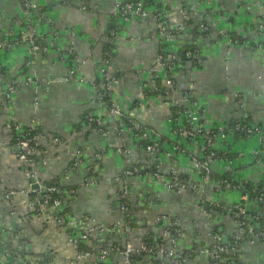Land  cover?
<instances>
[{"label":"crops","instance_id":"1","mask_svg":"<svg viewBox=\"0 0 264 264\" xmlns=\"http://www.w3.org/2000/svg\"><path fill=\"white\" fill-rule=\"evenodd\" d=\"M147 1L151 15L118 21L119 35L110 39L116 0H0V34L14 37L20 32L26 25L28 4H35L30 16L46 47L32 54L22 42L0 51V187L12 188L14 193L29 188L26 166L12 150L17 135L14 124L36 127L35 168L42 186L56 184L63 199L61 208L47 206L52 215L68 214L63 223L43 226L39 220L26 218L30 210L40 209L34 203L37 196L0 199V229L6 230L1 238L0 264H96L92 256L78 258L69 234L87 228L81 225L84 217L96 228L121 219L120 184L115 177L130 165L151 164L162 174L159 179L149 175L128 179L135 243L158 239L163 224L157 217L166 214L179 222L183 235L178 247L182 251L208 245L213 232L226 238L233 235L234 214L216 210L202 200L226 207L239 202V191L218 189L219 177L231 173L250 184L264 181V134L219 139L216 146L225 157L212 162L213 176L204 179L194 168L191 154L204 156L206 139L174 134L176 109L163 95L169 74L162 69L157 75L150 71L165 46L179 57L171 74L175 97L183 107L192 104L190 98L197 102L203 127L211 129L243 117L251 124L264 125V0ZM156 11L164 12L174 31L166 45L158 36ZM200 23L208 24L211 33L196 39L194 31ZM231 38L243 43L236 44ZM193 44L203 58L200 64L184 56ZM106 50L113 54L110 70L119 76L113 97L137 121L155 131L161 141L156 156L139 148L128 128L121 130L107 104L98 101L95 87L102 79ZM27 77L37 81L18 87L8 98V83ZM42 79L53 82L47 84ZM238 96L244 109L237 104ZM88 115L99 122H89ZM55 137L65 142L57 143ZM177 144L186 151L176 150ZM174 176L199 183V188L171 190L167 182ZM147 198L155 205L147 204ZM249 206L264 210V205ZM124 229L110 227L104 236L105 246L122 247L127 238ZM17 231L27 238L28 246L20 244ZM98 233L94 231L84 245L100 247ZM120 257L118 251L113 252V260ZM239 257L242 264H264V243L243 244ZM136 264H155V260L140 256ZM187 264H210V259L195 254Z\"/></svg>","mask_w":264,"mask_h":264},{"label":"built area","instance_id":"2","mask_svg":"<svg viewBox=\"0 0 264 264\" xmlns=\"http://www.w3.org/2000/svg\"><path fill=\"white\" fill-rule=\"evenodd\" d=\"M36 8L37 6L35 4H28L27 12L25 13L26 25L14 37H6L0 34V51L8 50L22 42L28 44L32 54H37L46 48L44 45L45 38L35 32L33 18L30 16V11H33ZM151 13L147 0H116L112 9L115 23L111 25L109 29L110 39H115L119 35L120 24L118 21H129L133 18L144 19L150 16ZM154 13L155 17L159 20L158 36L161 39V43L166 45L172 40L174 31L169 28L164 12L156 11ZM183 13L184 19L187 20V13L185 11ZM195 31L197 33L196 39H198L210 34L211 28L206 23H200L196 26ZM231 40L236 44L243 43V41L238 38H231ZM184 56L188 59L196 60L199 64L203 60L200 50L197 49L188 51ZM104 58V66L101 69L102 79L95 87L97 88L98 101L107 104L111 115L116 119L119 124L117 126H119L121 130L125 127L128 128L133 134L139 148L156 156L155 153L158 152L161 141L155 137L156 134L153 129H150L137 121L131 111L124 109L118 100H115L112 92L114 84L119 76L110 70L113 63L112 52L106 51ZM178 63L179 57L175 54H170L164 46L157 57L156 64L150 69V71L151 74L157 75L159 70L162 69L169 74L166 79V87L163 95L166 98V102L173 107H179V109H176V114L173 118V121L175 122V126L173 127L174 134H181L189 138L204 137L206 139L204 156L191 154L194 168L204 179H206L207 176H213L212 162L225 157L224 153L216 146V142L219 139L226 140L229 136L236 134L244 138L263 135L264 125L251 124L243 117L234 122L217 125L211 129L203 127L197 114V102L190 98L189 102H192V104L188 106L184 105L182 108L181 101L177 100L175 97V80L171 74L177 67ZM30 65L31 60H28L26 66L29 67ZM1 77L2 71L0 69V78ZM36 81L37 80L32 77L23 79L15 78L11 80L6 89L7 97L10 98L18 87L29 85ZM41 81L47 84L53 82V80L51 81L47 79H42ZM190 95L189 92V95H186V97H189ZM237 104L241 109H244L245 103L239 96L237 97ZM86 118L91 123L99 122V119L91 115L86 116ZM14 128L17 132L15 141L20 150L21 161L26 166V175L32 181H36L39 177L38 171L35 168L37 162L35 154L37 144L36 127L24 128L20 124H14ZM54 141L57 143L65 142V140L60 137H55ZM174 148L176 150L186 151L179 144L175 145ZM118 150L120 152H126L122 148H119ZM141 175H149L155 179H159L162 176L158 166L156 167L147 164L144 166L130 165L122 174L115 177V181L120 184L119 208L122 214L120 220L108 227L96 228L95 226L90 225L87 217H84L81 220V225L87 228L81 232L69 234V241L77 250V256L79 259L92 256L95 258L96 264H136L138 257L152 256L155 260V264H187L193 255L202 254L210 259V264H242L239 257V250L243 244L264 243V210H253L249 206L250 204L264 205V181L257 184H250L232 176L231 178L219 177L216 183L218 189L239 191L240 200L238 203L231 207H226L219 202H210L202 199L203 202L208 203L209 206L216 210H227L234 214L236 228L231 237L226 238L219 232H213L208 245L194 246L182 251L178 247V241L183 235L178 220L171 218L166 214H161L157 217V221L162 222L163 228L158 239L144 240L139 244H136L133 238L136 229L133 224L132 203L128 179ZM167 187L174 191H182L188 187L198 189L199 183H189L187 180H182L174 176L168 180ZM55 192L58 193L57 186L44 185L40 191V198L43 199L46 205H52L58 209L62 207L63 199L60 195L55 196ZM13 193V191L0 187V199H10ZM146 202L147 204L155 205V202L151 199L147 198ZM67 215V213L64 214L59 212L54 216L58 223H63L65 222ZM120 226H124L127 236L123 246L120 248H117V246H105L104 236L106 232L110 227L112 229L113 227L117 228ZM5 231L6 230L3 227L0 229V246L2 243L1 238ZM94 231H99L98 244H100V247L84 250V244L90 240L91 234ZM17 232L16 233L20 238V244L22 246H28L29 241L27 238L23 236L21 231ZM114 251H118L121 256L120 260L116 261L112 259Z\"/></svg>","mask_w":264,"mask_h":264},{"label":"water","instance_id":"3","mask_svg":"<svg viewBox=\"0 0 264 264\" xmlns=\"http://www.w3.org/2000/svg\"><path fill=\"white\" fill-rule=\"evenodd\" d=\"M3 143H5V142H3ZM12 150L14 151L15 154L18 153L17 154L18 158H20V150H19V147L17 144H14V147L12 148ZM27 179L30 182L29 188L23 192L21 191V192L13 193L11 199H14L15 197H17L19 195H24V196H28V197L37 196L38 199L35 200L34 203H35V205H39L40 209L30 210V212L26 218L32 222L34 220H39L40 222H42L43 226H48V225L53 226V225L58 224V222L55 220V216L50 214L49 207L47 205H45L43 199L40 198V191L42 189V179L40 177H38V179L36 181H32L29 177H27ZM8 190L13 191L14 189L10 188ZM3 200H5V199H3Z\"/></svg>","mask_w":264,"mask_h":264},{"label":"trees","instance_id":"4","mask_svg":"<svg viewBox=\"0 0 264 264\" xmlns=\"http://www.w3.org/2000/svg\"><path fill=\"white\" fill-rule=\"evenodd\" d=\"M197 37V33H196V31H194V38H196ZM194 49H197V50H199V47L197 46V44H193V45H190L186 50H185V52H184V54L185 53H187L188 51H191V50H194ZM109 50V49H108ZM107 51V50H106ZM194 62L195 63H198L196 60H194ZM1 69V71H2V73H3V69L2 68H0ZM163 92H164V89H163ZM175 109H179V107H174ZM182 108H183V106H182ZM237 135V134H236ZM238 136V135H237ZM232 177V175H231V173H226L225 175H223L222 176V178H231ZM47 185H55L56 186V184H53V183H50V184H47ZM55 196H59V193H56L55 192V194H54ZM148 240H150V238H147ZM83 248H84V250L85 249H88V247L87 246H83Z\"/></svg>","mask_w":264,"mask_h":264}]
</instances>
